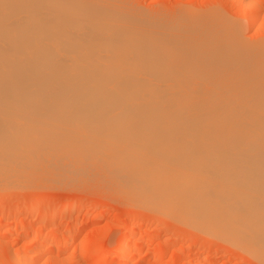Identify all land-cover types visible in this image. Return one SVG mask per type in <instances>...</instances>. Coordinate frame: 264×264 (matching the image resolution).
<instances>
[{
  "label": "bare ground",
  "instance_id": "bare-ground-1",
  "mask_svg": "<svg viewBox=\"0 0 264 264\" xmlns=\"http://www.w3.org/2000/svg\"><path fill=\"white\" fill-rule=\"evenodd\" d=\"M100 1L0 0V190H101L264 264V89L151 53ZM263 8L252 1L249 24ZM130 235L107 255L131 263Z\"/></svg>",
  "mask_w": 264,
  "mask_h": 264
},
{
  "label": "rangeland",
  "instance_id": "rangeland-1",
  "mask_svg": "<svg viewBox=\"0 0 264 264\" xmlns=\"http://www.w3.org/2000/svg\"><path fill=\"white\" fill-rule=\"evenodd\" d=\"M252 1L255 0L100 2L106 8L104 13L113 16L118 23L121 20L123 28L130 29V25L138 27L134 29L136 32L143 31L141 34L148 40L151 53L175 61L178 59L186 68L192 64L200 69L203 67L206 69L203 72L206 71L211 79L223 81L230 78L234 83L225 85L228 88L264 89V64L260 66L258 62L264 58V8L257 24L252 26L248 16ZM211 22L217 24L209 27ZM201 28L204 31L209 29V32H203ZM146 32L150 33L149 36ZM256 54L259 65L254 59L252 65L263 70L259 73L258 66L256 70L250 67L249 59ZM207 84L220 86L218 83ZM53 182L0 190V264H17L15 257L28 256L27 253L30 257H25V264H97L89 258L95 251L102 264H123L119 255L110 257L107 252L120 248L128 229L131 231L128 247L133 248L129 264L138 260L140 264H260L221 240H213L199 231L175 224L117 195L112 197L101 190L84 191L62 183L54 182V185ZM74 227H80L78 235L73 240L64 237ZM51 233L50 239L48 235ZM45 236L48 240H44ZM37 237L39 245L34 243ZM49 246L55 250L46 258L44 252L50 249Z\"/></svg>",
  "mask_w": 264,
  "mask_h": 264
}]
</instances>
